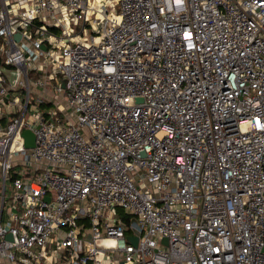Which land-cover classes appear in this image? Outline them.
<instances>
[{
	"label": "built area",
	"instance_id": "1",
	"mask_svg": "<svg viewBox=\"0 0 264 264\" xmlns=\"http://www.w3.org/2000/svg\"><path fill=\"white\" fill-rule=\"evenodd\" d=\"M0 264H264V0H0Z\"/></svg>",
	"mask_w": 264,
	"mask_h": 264
},
{
	"label": "water",
	"instance_id": "2",
	"mask_svg": "<svg viewBox=\"0 0 264 264\" xmlns=\"http://www.w3.org/2000/svg\"><path fill=\"white\" fill-rule=\"evenodd\" d=\"M19 35H16V38H18ZM1 70L3 71L4 75L7 77L8 81L10 84H14L17 76H18V70L16 69H8L5 67H1ZM62 86H64V83L61 84ZM21 135L24 138V146L26 148H31L34 146L35 143V136L33 134V131L29 128H24L21 131ZM129 240L135 242L136 238L135 237H129ZM165 241V238L163 239Z\"/></svg>",
	"mask_w": 264,
	"mask_h": 264
},
{
	"label": "rangeland",
	"instance_id": "3",
	"mask_svg": "<svg viewBox=\"0 0 264 264\" xmlns=\"http://www.w3.org/2000/svg\"><path fill=\"white\" fill-rule=\"evenodd\" d=\"M115 11L117 12L118 9L115 8ZM49 94H50V93H49ZM33 95H34V91H32V93H31V98H32ZM59 100H60V99H59ZM62 101H63V100H62ZM41 106H43V105H41ZM41 108H42V107H41ZM61 108H64L63 103L61 104ZM66 113H67L69 116H71V119H72V120H74V116L71 115V113H70L69 110H67ZM31 167H32V166H31L30 163H29V165H17V166L14 167V171H15L16 173H19V174L23 173L24 171H27V172L31 173ZM39 169H43V168L40 167ZM8 184H9V180H7V186H8Z\"/></svg>",
	"mask_w": 264,
	"mask_h": 264
}]
</instances>
